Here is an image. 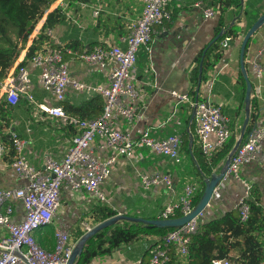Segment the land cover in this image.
I'll list each match as a JSON object with an SVG mask.
<instances>
[{
	"label": "crops",
	"instance_id": "crops-1",
	"mask_svg": "<svg viewBox=\"0 0 264 264\" xmlns=\"http://www.w3.org/2000/svg\"><path fill=\"white\" fill-rule=\"evenodd\" d=\"M196 1L172 0L169 3L171 17L163 25L155 28L150 50L145 48L138 50L134 68L138 86L134 100L131 102L137 109L138 117L133 121L121 123L122 129L130 131L131 135H138L147 128L157 138H163L170 133L180 136L187 134L189 151L181 145L182 158L179 163L147 150H140L142 159L135 164L120 156L111 166L110 175L102 185L107 197L105 206L115 210L116 214L158 218L168 201V192L164 187H155L151 190H143L140 187L137 169L145 172L153 170L168 172L173 177V188L177 194L187 182H195L200 188L201 180L209 176L201 173L200 163L193 154V151H196L200 155L198 148L200 146L195 132H192L193 120L190 122L193 108L186 102L175 105L171 101L169 91L175 89L191 93L196 89L197 84L191 79V70L196 64L200 51L214 37L221 8H223L222 20L224 25H227L226 30L235 25L241 29V33L237 40L231 43L227 38L228 45L223 48L222 56L217 60H211L213 65L208 67L196 98H207L211 103L219 104L228 119L229 128L231 124L236 128L242 125L245 117L246 82L239 65L240 43L246 30L264 12V0H237V4L231 3L227 7L225 4L228 0H201L203 6L218 5L220 9L213 17L207 19L203 18L201 6H197ZM53 3L55 5L49 7L47 14L59 5L61 9L59 14L63 15V17L56 15L57 20L52 25L55 40L65 47L76 50L88 49L99 44L103 46L111 43L122 44L121 38L126 33V24L137 18L142 9V3L138 0H55ZM47 14L41 18L42 21L38 25L36 24V33L30 36L29 44L39 32ZM26 45L24 52H21L11 67V73L18 63L26 59L25 52L29 46L26 47ZM65 59L68 62L71 79L90 84L108 82L107 68L89 65L69 54L65 55ZM255 61L263 70L259 79L255 78L253 71ZM244 62L247 75L253 84L248 120L252 129L264 125V24L248 41ZM24 65L31 79L29 94L32 99L21 96L16 104L7 105L5 96L0 90V124L2 126L0 187L22 184L10 166L13 151L8 144L9 129L14 130L27 141L25 155L29 162L38 168L44 166L47 156L60 160L70 145L74 133L72 127L65 126L58 117L38 107L41 103L53 105L56 102L52 93L40 86L39 70L32 66L29 59L25 60ZM8 77L11 78L12 74H7L5 80ZM94 95L96 94L90 95L68 88L62 105L70 111H76L84 101ZM190 134L193 136L192 141H190ZM95 153L101 158L105 156V152L102 153L98 148ZM219 164L220 161L212 171L217 170ZM241 175L252 183L251 200L258 199L255 201L264 211V141L257 159L244 165L241 168ZM240 195L241 187L235 179L229 178L222 181L204 209L202 220L220 216L224 211L234 208ZM99 206L101 205L88 194L72 193L69 187L62 185L59 206L51 223L37 229L33 235L47 249L53 247L54 233L58 229L67 230L72 240L76 242L84 232L83 222L93 226L99 223L94 219ZM14 207L13 218L19 221L23 213L21 206L15 202ZM5 233V229L0 227V236ZM255 235L261 243H264V230L256 231ZM159 237L152 234L140 235L129 243L119 244L109 254L92 258L86 264H134V260L138 257L143 258L144 253ZM230 255L237 256L235 251H232ZM174 256L179 264L185 263V260L178 257L176 253Z\"/></svg>",
	"mask_w": 264,
	"mask_h": 264
},
{
	"label": "built area",
	"instance_id": "built-area-1",
	"mask_svg": "<svg viewBox=\"0 0 264 264\" xmlns=\"http://www.w3.org/2000/svg\"><path fill=\"white\" fill-rule=\"evenodd\" d=\"M142 3L140 15L126 24V33L121 43L107 46L94 45L88 49L76 50L65 47L55 40L52 28H45L42 46L29 58L33 67L39 70L40 86L51 92L55 104H38V107L58 117L65 126L73 128L64 156L57 160L47 156L44 166H33L25 155L27 141L14 130L9 129L10 149L13 150L10 166L22 184L13 187H0V227L5 234L0 236V264H67L72 254L75 241L67 230H56L54 245L51 249L43 247L33 233L51 223L59 206L62 185L72 193L88 194L96 203L104 204L107 197L102 189L103 183L110 175L111 166L120 156L135 164L142 159L140 150H147L179 163L181 161V136L170 133L163 138L154 137L147 128L138 135L122 129V121L130 122L138 117L136 107L131 104L137 91V80L134 68L137 52L140 48L150 50L155 28L163 25L171 17L169 3L172 0H138ZM203 18L213 17L219 6H203ZM96 13V11H95ZM228 39L221 43L222 48L228 45ZM72 55L84 63L108 69V82L90 84L71 79L65 55ZM255 78L263 72L258 62L253 63ZM12 77L0 82V90L8 104H16L21 96L32 99L29 94L31 79L25 65L17 64L16 69L8 75ZM68 88L76 92L100 95L103 99L101 113L92 118H80L66 113L62 102ZM193 89V88H192ZM171 101L196 107L194 115L195 135L203 155L212 157L220 151L231 131L227 117L219 104L211 103L207 98L192 99L189 92L170 90ZM264 125L253 127L244 137L242 143L231 153L229 163L221 178L226 181L235 179L241 187L234 208L239 212L240 220L247 219L252 183L241 175L244 165L254 162L262 150ZM105 152L104 158L96 155L95 150ZM230 151V150H229ZM1 152V146H0ZM229 153V152H228ZM228 153L220 161L223 165ZM221 166L218 168V170ZM139 185L143 190L164 187L168 192V201L162 208L159 218L178 217L191 212L193 199L199 185L195 182L183 184L180 193L174 192L173 177L161 170L151 172L138 171ZM218 186L215 188L217 191ZM22 209V218L14 220V203ZM179 215H176V214ZM204 210L181 226L174 227L160 236L149 248L148 260L138 257L134 264H164L170 259L172 250L178 257L185 258L191 235L197 230ZM93 225L83 222L84 232ZM211 264H236L226 258H213ZM259 264H264L260 262Z\"/></svg>",
	"mask_w": 264,
	"mask_h": 264
},
{
	"label": "trees",
	"instance_id": "trees-1",
	"mask_svg": "<svg viewBox=\"0 0 264 264\" xmlns=\"http://www.w3.org/2000/svg\"><path fill=\"white\" fill-rule=\"evenodd\" d=\"M54 1L55 0H0V82L5 80L11 67L25 48V45H29L25 52L26 59L22 60L20 65H24L25 60L29 59L42 45L44 39L47 38L44 34V29L52 28V25L57 20L55 16L60 15L63 17L61 13L59 14V10H61L59 5L47 14L49 7L55 5L56 2L53 3ZM237 2V0H228L225 7L229 6L231 3L237 4ZM222 11L223 8H221L219 12L220 17L215 27L214 37L225 26L221 16ZM45 14L47 15L39 32L29 44L28 40L30 36L32 37L36 33V27L42 21L41 18ZM240 33L241 29L232 25L209 46V42L214 37L204 46L196 58L195 66L191 70V79L195 84H197L200 62L202 61V80H204L208 67L213 65L211 60H217L222 56L223 48L220 46L221 41L228 38L231 43L237 40ZM204 49H206V51L203 54ZM190 94L192 99H196V89ZM101 98L102 97L99 95L90 97L87 101H84L76 111H70L66 109L65 106L63 107L66 113L70 115H76L80 118H92L98 116L102 111L103 99ZM5 104L8 105L6 102ZM191 127L193 128L192 132H195L194 119L191 122ZM251 127L249 123L245 135L251 130ZM1 128L2 126L0 124V134ZM239 129L240 127L236 128L231 124V135L227 143L219 152L210 158L203 155L200 147H198L200 155L197 154L196 151H193L194 156L200 163L201 173L210 175L212 169L231 149ZM181 140V145H184L187 149V134L181 136ZM8 144L10 145V141H8ZM11 151L13 150L11 149ZM187 151L189 150L187 149ZM203 189L204 181L201 180L200 188L193 199L194 205L199 200ZM255 200L249 199V214L244 221L240 220L239 212L236 208H230L224 211L220 216L207 218L200 222L196 232L191 235L188 253L184 258V264H211V259L213 258H226L236 264H259L263 262L264 243L258 240L255 232L264 230V211ZM100 205L101 206L97 207V215L94 218L96 221L101 222L116 214V211L107 208L105 203ZM176 215L179 214L177 213ZM171 229L170 227L159 228L134 222H124L122 225L109 226L87 240L77 258L76 264H86L98 255L109 254L111 250L119 244L129 243L137 239L140 235L152 234L163 236ZM232 251H235L237 256L231 257L230 253ZM174 255L175 252L171 249L169 253L170 259L164 264H179ZM149 256L150 253L149 250H147L143 256L144 260H148Z\"/></svg>",
	"mask_w": 264,
	"mask_h": 264
},
{
	"label": "water",
	"instance_id": "water-1",
	"mask_svg": "<svg viewBox=\"0 0 264 264\" xmlns=\"http://www.w3.org/2000/svg\"><path fill=\"white\" fill-rule=\"evenodd\" d=\"M264 24V12L260 14L257 19L250 25V27L246 30L244 33L241 43H240V52H239V65H240V71L245 79L246 82V90H245V96H244V101H245V117L243 119L242 125L239 129V132L235 136V141L234 144L232 145L223 165H218L217 170L212 171L209 176H205L203 181H204V189L203 192L197 201V203L194 205L193 209L191 210L190 213L178 216V217H172V218H144L140 216H132V215H126L122 213H118L113 215L112 217H109L96 225H94L89 231L83 233L79 239L76 241L72 254L70 256V259L67 264H76L77 258L80 255L84 245L86 244L87 240L91 238L93 235L96 233L100 232L104 228H107L109 226L117 224L119 220L122 221H128V222H134V223H142L147 226H155V227H178L186 223L188 220L196 216L199 212L203 211L206 206H208L209 202L212 199L213 194L215 193V188L221 183V178L224 174V170L226 166L229 163V158L231 153L242 143L245 133H246V128L248 125V120H249V101H250V95L253 89V84L251 79L247 75V70L245 67V62H244V57H245V49L248 41L250 40L251 36L254 34V32ZM225 25L223 29L209 42L208 46L214 42L222 33L226 30ZM207 48V47H206ZM206 49H204L203 54L205 53ZM202 61L199 64L198 68V77H197V85H196V91H199V87L202 81ZM195 110L196 107L192 109V113L190 116V122L193 120L194 115H195ZM193 136L190 134V141H192ZM190 147V146H189ZM221 166V168L218 170V168Z\"/></svg>",
	"mask_w": 264,
	"mask_h": 264
},
{
	"label": "rangeland",
	"instance_id": "rangeland-1",
	"mask_svg": "<svg viewBox=\"0 0 264 264\" xmlns=\"http://www.w3.org/2000/svg\"><path fill=\"white\" fill-rule=\"evenodd\" d=\"M23 52H24V51H23ZM23 52H22V53H23ZM123 222H124V221H123ZM123 222H122V220H119V221L117 222V224H115V225H120V223H123Z\"/></svg>",
	"mask_w": 264,
	"mask_h": 264
}]
</instances>
